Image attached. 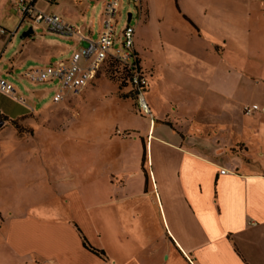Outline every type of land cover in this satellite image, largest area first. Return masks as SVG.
Segmentation results:
<instances>
[{"label":"crops","instance_id":"obj_1","mask_svg":"<svg viewBox=\"0 0 264 264\" xmlns=\"http://www.w3.org/2000/svg\"><path fill=\"white\" fill-rule=\"evenodd\" d=\"M13 1L8 2L12 10ZM85 2L37 0L36 10L61 17L79 35L67 39L46 23L27 22L34 33L1 54L0 79L28 62H66L87 47L94 32L86 24ZM157 6L140 0L134 52L141 58L138 30L149 28L156 17L162 41L189 42L174 46L181 65L164 64L167 71L192 74L188 96L175 101L168 81L160 85L151 78L146 93L153 117L143 115L148 125L124 131L115 125L106 132L100 123L85 141L84 156L76 154L83 162L71 163L73 175L27 181L28 189L37 183L36 195L54 202L38 203L36 211L8 220L9 243L27 264H264V0H174L170 7L160 4L162 12ZM238 8L250 9L244 14ZM166 10L177 15L176 28ZM99 73L82 96L52 100L54 107L36 111L31 103L22 113L0 109L5 121L0 132L6 129L3 136L10 137L17 125L30 127L38 144L42 133L61 131L62 116L66 123L81 117L71 113L97 88ZM2 94L26 101L18 91L19 100ZM115 102L123 106L122 114L127 107L135 115L130 102ZM248 106L258 110L248 116ZM3 136L1 143L8 139ZM21 136L30 146L27 135Z\"/></svg>","mask_w":264,"mask_h":264},{"label":"rangeland","instance_id":"obj_2","mask_svg":"<svg viewBox=\"0 0 264 264\" xmlns=\"http://www.w3.org/2000/svg\"><path fill=\"white\" fill-rule=\"evenodd\" d=\"M103 1L86 0L82 8L87 26H93L94 34L92 37L94 41H97L99 37L98 31L103 12ZM151 1L155 5L158 4L157 8L161 12L160 4L162 6L167 4V7H170L174 3V0ZM8 2L9 0H0V26L8 32L13 33L21 18L16 11L12 10ZM239 4L241 3L238 2ZM225 8L231 9L232 7L226 6ZM242 8H238L237 11L241 10L245 14L250 9L245 8L242 10ZM257 8L254 5L253 9L252 5L251 9L256 13ZM129 14L132 15L131 26L138 29V20L140 18L139 3H135L133 0H120L119 14L116 19L118 34L129 22ZM166 16L170 26L176 28L174 24L177 22V15L174 10L169 14L166 10ZM157 20L158 17H156V21L149 28L142 29L140 27L138 30L137 43L141 52V58H138V66L148 81L152 78L154 82L157 81L160 85L168 81L171 87V89L168 88L169 95L175 101L181 102L183 98L188 96L189 90L185 86H187L188 82H191L187 76H191L192 74L183 73L181 75L167 71L164 68V64L165 61L171 63L170 60H172L175 61L174 64L181 65L183 59L180 54L176 53V48L182 45L185 46L189 42L179 39L172 42L162 41L157 30L159 26ZM30 27L26 22L14 36H0V56L6 50H8L7 53H10L17 49L22 42L21 36ZM252 40L256 41L257 39L252 36ZM63 42L65 43V41ZM117 46L116 44L115 47L117 48ZM7 53L4 56L5 58H8ZM71 55L67 56V58L71 57ZM60 60L55 59L53 62L56 63ZM2 65L3 62L0 63V68ZM35 65L37 64L28 62L15 70L12 75L5 77L7 81H10L16 87L18 95L24 97L26 101L17 103L12 98L0 93V109H10L12 113H22L27 112V106H30L31 103L35 105L36 111H40L42 107L47 105L54 107L52 100L55 83L33 85L22 77L27 69ZM154 67L156 72H154ZM129 71L120 62L110 59L99 73V81H96L97 88L88 91L86 103H83L79 107L78 112L72 111L74 113H71V115L80 113L81 117H73L75 120L69 119L70 121L66 123V121L64 122L66 116H62L61 131L42 133L39 136L40 142L38 144L37 142L35 143L36 137L33 129L30 127L22 128L20 125H17L18 132L16 136H3L6 129L0 132V136L8 138H4V142H0V264H27L28 261L27 258L20 257L9 243L8 220L11 215L36 211L38 203L45 206L54 205V202L48 199V196H37L38 193L36 195L41 185L37 186V183H33L31 186L34 185V187L28 189L30 185L26 186L27 181H39L43 177L46 179H49V177L54 178L59 174H63L64 176L73 175L71 163L74 161L83 162L84 159L81 160L80 156H84L81 153L85 151V141L88 139V136L91 134L95 135L99 131L100 123H102V128L106 132L108 130L109 132L112 131L115 125L123 131L129 126L141 127L142 125L144 127V125H148V121L143 118V114H141L138 107L136 93L130 84ZM178 83L181 84L182 89L177 86ZM66 98L67 100L73 99L70 95H67ZM145 98L150 108H152L148 92H145ZM116 99L120 100V102H130L135 115H129V108L127 107H125L128 109L127 112L122 114L120 110L123 106H119L115 102ZM70 117L72 118V116ZM177 118L175 115L173 123L178 122ZM133 131L136 132V130ZM22 132L27 135L28 142L30 141L29 144H31L30 146L26 142L23 141L24 143H22L19 140L22 137ZM127 135L130 134H125V137ZM27 147H30V149L27 150ZM77 153L81 155H76Z\"/></svg>","mask_w":264,"mask_h":264},{"label":"built area","instance_id":"obj_3","mask_svg":"<svg viewBox=\"0 0 264 264\" xmlns=\"http://www.w3.org/2000/svg\"><path fill=\"white\" fill-rule=\"evenodd\" d=\"M37 0H14L13 9L21 17L17 30L29 22L32 26L46 23L49 29L63 38H73L79 35L78 30L71 24L65 22L57 15H50L35 9ZM46 3H53V0H42ZM139 3L140 0H133ZM120 0H107L104 5V22L97 41L90 40L87 47L79 48L66 62L57 64L35 65L27 69L22 77L30 84H54L53 102L58 104L66 101V96L80 97L89 84L94 81L108 58L113 57L123 64L132 73L131 84L136 89L137 104L141 114L146 117H153L151 108L145 98V92L149 87L148 79L143 75L136 62L137 54L134 52L135 28L127 23L125 28L118 34L116 19L119 14ZM0 26V36H14ZM118 45L117 48L115 47ZM87 64L82 65V61ZM0 92L11 95L19 100L16 87L5 79H0ZM257 106L246 107L244 112L250 116L257 111ZM226 174V170L221 171Z\"/></svg>","mask_w":264,"mask_h":264},{"label":"water","instance_id":"obj_4","mask_svg":"<svg viewBox=\"0 0 264 264\" xmlns=\"http://www.w3.org/2000/svg\"><path fill=\"white\" fill-rule=\"evenodd\" d=\"M131 20V14H129V21ZM34 33V31L32 29L24 32V34L21 36V39H25L27 38L28 36L32 35ZM5 124V121L3 120H0V129L4 126Z\"/></svg>","mask_w":264,"mask_h":264},{"label":"trees","instance_id":"obj_5","mask_svg":"<svg viewBox=\"0 0 264 264\" xmlns=\"http://www.w3.org/2000/svg\"><path fill=\"white\" fill-rule=\"evenodd\" d=\"M110 59H114V58H113V57L108 58V60L105 62V64H106ZM105 64H104V65H105ZM136 64H137V66H138V64H139V63H138V60H137ZM104 65H103V66H104ZM129 73H130V84H131V75H132V73H131V71H129ZM131 86L133 87L132 84H131ZM133 88H134V87H133ZM134 91H135V93L137 94V91H136L135 88H134ZM85 244L88 245L86 241H85ZM90 249H92V248H90ZM92 250L95 251L94 249H92Z\"/></svg>","mask_w":264,"mask_h":264}]
</instances>
